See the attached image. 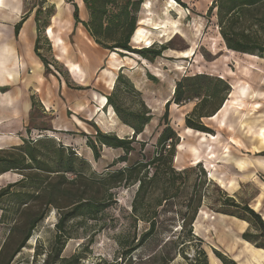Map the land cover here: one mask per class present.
<instances>
[{
    "label": "rangeland",
    "instance_id": "obj_1",
    "mask_svg": "<svg viewBox=\"0 0 264 264\" xmlns=\"http://www.w3.org/2000/svg\"><path fill=\"white\" fill-rule=\"evenodd\" d=\"M12 1L6 0L8 7L13 8ZM19 1L23 10L16 24L26 14L31 12L29 15L34 17L39 7L43 9V14L40 16L41 29L38 34L41 37L39 53L49 63L51 66L49 69L53 74H46L45 69L42 72L35 66L28 67L29 60L34 61V58L31 59L25 54L20 39L13 36L12 43L15 48L18 47V56L14 54L10 30L4 23L0 64L6 62L9 65L14 60L18 62L19 77L22 72L18 86L8 87L7 92L9 95L20 92L19 100L23 98L22 102L20 101L19 112L14 116L10 114L9 119L4 120V124L0 125V158L10 155L8 153H16L14 149L23 144V138L36 140L47 132V135L53 137L57 143L72 148L78 157L86 161L83 171L87 175L114 172L130 167L138 161L148 162L157 150V141L163 131L161 119L165 114V105L172 98L175 85L182 76L204 73L222 77L230 83L239 82V87L236 88L224 117L225 119L230 115V127L233 132H229L223 125L218 138L213 135L215 139L211 140L208 136L189 131L185 127L184 119L191 113L193 104L197 103L198 99L182 106L174 104L170 106L169 123L180 138L174 166L176 171L188 169L186 175H183L177 183L179 196L172 201L182 205L195 193L193 187L198 184L196 190L202 193L204 201L195 221L197 226H194V233L198 238L203 239L207 255L209 258L211 255L215 257L214 251L218 250L230 259L237 255L247 258L248 254H244V240L237 233L238 223L232 218H224L216 211L220 208V200L227 196L233 197L237 202H248L250 206L259 196L261 203L264 199V181L260 172L262 171L264 175V165H260L259 160L256 159L260 152L257 154L244 151V148L250 145L255 147L259 142L264 143V127L262 134L259 136L257 134L259 128L264 126V61L246 55H237L225 47L219 32L216 12L212 17L207 16L208 8L215 0H180L182 4L177 1L173 3L168 0H148V3L143 5L138 15L140 22L132 47L140 50L152 44H156L158 48L164 44L178 51L175 56H172L174 54L170 51L165 52L166 56L153 63L144 61L136 55L122 57L116 52L109 54V51L96 45L82 25L75 28L72 16L74 8L66 0ZM74 2L82 3V0H74ZM0 9L4 12V17L7 12L13 14L10 8ZM46 23L50 25L47 29ZM22 41L26 43L23 38ZM19 62L22 71L19 70ZM237 64L241 66L240 69L237 68ZM122 69L123 71L120 72ZM146 72H150L155 79L148 77ZM121 73L134 82L140 93L125 92L121 94L120 99L129 108L139 107L144 101L154 118L147 125L145 133L134 142L135 150L128 157L127 163L120 159L125 155L123 150L107 147H103L101 158L96 162L92 150L87 147L85 137V134L96 135L93 126L121 138L131 140L133 136L132 130L119 118L117 119L104 104L106 101L104 96L112 93L113 82ZM53 75L65 84L66 81L70 84V87L66 84L63 96L57 95L53 85L55 82ZM36 79L42 83L41 86L36 83ZM31 100L37 103L34 110ZM47 101L58 102L59 107L50 110ZM83 102L92 112L95 111L96 118L92 119V112H89L87 116L81 117L80 121L75 119L76 124L80 126L78 127L74 124V117L78 105ZM82 109L84 110V107ZM243 121L245 125L241 127ZM206 123L210 125L209 122ZM57 128L59 131L56 130ZM27 129L31 130V134L27 133ZM41 129L50 131L41 132ZM229 133L233 134L229 135ZM228 141L230 143L233 141L237 146L232 148ZM180 145L182 151H179ZM3 176L5 179L0 180V191L8 185H15L11 189L12 193L28 192V188L24 187L25 184H18L23 178L20 173L9 172ZM56 177L53 174L48 181L57 184L59 180ZM74 178L73 174L66 177L68 181ZM209 182H212L210 186L207 185ZM65 187L64 192L56 194L57 204L61 207L77 200V187L72 184ZM85 189L86 196L96 195L95 191ZM85 189L82 187L81 192ZM136 190L137 186L132 188L121 186L113 192L98 194L101 200L107 199L108 208L104 210L98 221L83 219L71 221L68 228L72 239L68 242L63 255L70 257L88 244L89 259L98 257L114 259L121 250L116 241L120 235L128 232L132 223L131 204ZM155 196L161 197V193L157 191ZM12 198L13 201L0 204V248L11 230L14 234L11 242L16 245L27 233L29 222L39 218L41 214L48 213L37 226L33 237L16 258L15 263L43 264V256L33 261L36 247L46 251L53 245L57 233L55 225L59 220L60 211L65 208H56L55 205L46 208L47 199L43 198L38 202L31 201L29 206L31 210H21L16 203L17 197ZM171 216L172 214H168V217ZM179 225L174 226L173 233L166 232L162 238L151 240L141 252L151 254L152 251L157 250L162 240L173 234H179L181 231ZM146 228V225L140 224L139 230L143 231ZM179 263L182 264L179 261L176 264Z\"/></svg>",
    "mask_w": 264,
    "mask_h": 264
},
{
    "label": "trees",
    "instance_id": "obj_2",
    "mask_svg": "<svg viewBox=\"0 0 264 264\" xmlns=\"http://www.w3.org/2000/svg\"><path fill=\"white\" fill-rule=\"evenodd\" d=\"M66 1L74 8L72 16L75 28L82 25L94 43L105 51L116 52L122 57L136 55L144 61L153 63L161 59L165 52L174 50L164 44L160 48L152 44L140 50L132 47L140 22L138 15L146 0H82L88 12V21L81 19L79 6L74 0ZM172 1L182 4L180 0ZM214 12H216L219 32L229 51L237 55L257 56L264 61V0H215L208 8L207 16L212 17ZM30 13L22 17L14 27L15 38H18L26 21L31 17ZM42 14L43 9L39 7L34 15L37 25L34 53L43 64L45 73L53 74L47 60L39 53L41 37L38 34L41 29ZM48 26L49 23H46L45 28L47 29ZM122 71L123 69L120 72ZM147 76L153 78L150 72H147ZM68 86L70 87V84ZM8 90L9 88H0L2 93ZM125 92L140 93L134 82L121 73L116 78L112 93L105 96L106 105L133 131L132 139L105 133L93 126L96 135L85 134V137L87 147L92 150L96 162L101 158L103 147H107L123 150L125 155L120 159L127 163L128 157L135 150L134 142L145 133L147 125L154 118L144 101L139 107L129 108L120 99L121 94ZM231 92V83L218 76L204 73L182 76L175 85L172 98L165 105V114L161 119V126L164 127L153 156L148 162L138 161L130 167L106 174H85L83 168L86 161L78 157L72 148L57 143L53 137L47 135V132L36 140L23 138V144L14 149L16 153H8L10 155L0 158V177L9 172L20 173L23 178L18 184H25L24 187L28 188V192L14 194L11 189L15 185H8L0 191V204L11 202L12 197L16 196V203L21 210H31L29 208L31 201L38 202L43 198L47 199L46 208L54 205L56 208H65L60 211L59 220L55 225L57 233L53 245L46 251L36 247L33 261L43 256V264H176L178 261L182 264H210L203 239L198 238L194 233L195 221L204 201L202 193L196 190L198 184L193 187L195 193L182 205L172 201L179 196L177 183L183 175H186L188 169L176 171L174 166L180 138L169 123V108L172 104L182 106L198 99L191 113L184 119L185 127L206 135H216V131L207 127L203 120L216 116L226 104ZM31 101L34 110L37 103ZM43 131L50 130L41 129V132ZM27 133L31 134V130L27 129ZM260 156L264 157V152H261ZM27 172L30 174H26ZM53 174L59 180L57 184L48 181ZM69 174L75 176L72 181L66 179ZM262 178L264 181V175ZM211 183L207 185L210 186ZM69 184L77 187V200L61 207L57 204L56 194L64 192L65 186ZM121 186L127 188L137 186V190L131 204L132 223L128 232L120 235L116 241L121 249L117 256L114 259L98 257L91 260L87 255L89 250L87 244L72 256L65 257L64 251L72 239L68 228L71 221L75 219L98 221L109 203L107 199L101 200L97 195L102 192H113ZM82 187L95 191L96 195L86 196L87 190L81 192ZM157 191L161 193V197L155 196ZM219 207L217 213L248 222L250 226L241 238L256 249L264 250V219L248 202H237L233 197L227 196L220 200ZM168 214L172 216L168 217ZM47 215L48 213H44L39 218L31 220L27 233L16 245L11 242L14 238L11 230L0 248V264L17 262L16 258L27 247L37 226ZM140 224L146 225L147 228L140 231ZM175 225L180 227L179 234H173L162 240L159 248L151 254L141 252L151 240L162 238L166 232L173 233ZM190 250L192 252H189ZM214 255L222 264H239L218 250L214 251Z\"/></svg>",
    "mask_w": 264,
    "mask_h": 264
},
{
    "label": "crops",
    "instance_id": "obj_3",
    "mask_svg": "<svg viewBox=\"0 0 264 264\" xmlns=\"http://www.w3.org/2000/svg\"><path fill=\"white\" fill-rule=\"evenodd\" d=\"M75 3L79 6L81 19L84 20V21H88V12H87V9L85 7V4H83V1H82V3H80V2L79 3L75 2ZM12 6H13V8L8 7V4L6 3V0H0V8H2V9L10 8L11 9L10 11L13 12V14L7 12L6 16L4 17V15H3L4 12L0 9V46L1 45L3 46V42H4V39H3V36H2L4 23L7 24L8 27H9L11 44L13 46L11 37L14 36V27L16 26L14 24H16V21H17L18 17H20V14H21L23 9H22V3H20L19 0H13L12 1ZM20 34H21V36H20ZM20 34L18 36V39H20V42H21L20 45H22L25 54H28L29 57H31V59L34 58V61L29 60L27 66L30 67V68L32 66H35V67H37V69H41L42 72H43V70H44L43 64L41 63L40 59L36 56V53H34V47H35V43H36V40H37V25H36V22L34 21V17H30L26 21V23L23 26ZM22 38L26 41V43H24L22 41ZM2 46H1L0 49L3 48ZM13 50H14V54H16V56H18L17 55L18 47L15 48L13 46ZM9 51H11V49ZM169 51L172 54H174L172 56H175V54H177V52H178V51L176 52L175 50H169ZM32 52L35 54V56H34V54H32ZM109 54H111V53L109 52ZM165 54L166 53H164V55ZM19 60H20V58H19ZM19 66H20L19 70L22 71L20 62H19ZM42 72L39 75L40 77H41ZM21 73H20V77H19L18 62L16 63V61L14 62V60H13V61L10 62L9 65L6 62H2L0 64V88L3 89V88H8V87L18 86V83H19V81H21V77H22ZM146 75H147V72H146ZM228 78L232 79L230 76H228ZM54 79H55V82H54L53 85H55V89L57 90V95L58 94H62V96H63L64 92H65V89H66V84L60 78H58L57 76H54ZM222 79H224V78H222ZM35 81H36V83H38L41 86L42 83H39V81H37V79ZM113 83L114 84L111 87L112 88L111 91L114 89V86H115V82H113ZM231 85H232V89L234 90V92H231V94H230L231 98H229L226 101V103H227L226 107L224 105V107L220 110V112L215 117H212L211 119L203 120L204 124L207 127L212 128V129H214L216 131V138L219 137V135H220L219 133H220V130L223 129L222 128L223 125H224V127H226L227 130H229V132L232 131L231 127H230L231 126L230 115L228 117H226L225 119H224V117L226 115V110L228 109V104L231 102V99L233 97V94L235 93L236 88L239 87V82L231 83ZM15 91H17V90H15ZM54 91L55 90H53V93H54ZM19 94H20V92H16L15 95L11 94L12 95L11 96V95H9V92H3V93L1 92L0 93V125L4 124L3 123L4 120L6 121L7 119H9V115L10 114L14 116L16 113L19 112V109L21 107L22 98H23L22 97L19 100V96H20ZM104 99H106L105 96H104ZM47 102H48V104L50 106V110L51 109L54 110L57 107H59L58 102H55V101H52V102L47 101ZM23 104H24V102H23ZM105 104H107V99H106V103ZM195 104H196V102L193 104V108H194ZM31 105H32V101H31ZM31 105H30V107H31ZM83 107H84V110L82 109ZM87 107H88L87 104L84 103V102L81 103L80 105H78L77 113H76V116L74 117V122H75V119H78L80 121L81 117L83 118L84 116H87L89 114V112H92L91 109H89ZM193 108H192V110H193ZM109 109L112 112V114L115 115L113 110L111 108H109ZM94 112L95 111H93L91 113L92 119L96 118V115L94 114ZM116 117H117V115H116ZM117 119H118V117H117ZM206 122H209L210 125H208ZM74 124H76V122ZM214 125H215V127H214ZM244 125H245V121H243L241 127H243ZM77 126L80 127L79 125H77ZM262 127H264V126H261L259 128V131L257 133L258 136L262 134V129H263ZM56 130L59 131V128H57ZM60 131H62V130L60 129ZM231 134H233V133H229V135H231ZM208 136H210V135H208ZM228 139H230V137H228ZM259 139L261 140V136H260ZM228 143H229V145L231 144L232 148L237 146L235 143H233V141H231V143H230V141H228ZM260 143L261 142H259L258 145H256L255 147H252L250 145L248 148H244V151L246 153H257V154H259V152L260 153L264 152V143H262V144H260ZM256 159L259 160V164L260 165H264V157L260 156V157H256ZM260 172H261V175H263L262 171H260ZM260 197L261 196H259L257 199H254L251 207L257 213H259L264 219V199L262 200V203H261ZM257 206L259 208H256ZM224 218H229V217H225L224 216ZM230 218H232V217H230ZM232 219L235 220L238 223L237 224V226H238L237 233H238L239 237H241L242 234H244L246 232V230H248L250 225H249L248 222H242V221H239V220H237L235 218H232ZM241 239L243 240V238H241ZM243 242H244V246H245L244 254L245 253L248 254V257L250 259L248 257L244 258L243 255H242V258L240 257V255H237L233 259L236 260L239 264H264V250L256 249L252 244H250L247 241H243Z\"/></svg>",
    "mask_w": 264,
    "mask_h": 264
},
{
    "label": "bare ground",
    "instance_id": "obj_4",
    "mask_svg": "<svg viewBox=\"0 0 264 264\" xmlns=\"http://www.w3.org/2000/svg\"><path fill=\"white\" fill-rule=\"evenodd\" d=\"M169 2H173L174 3V1H172V0H168ZM146 3L144 4V6L148 3V0H146L145 1ZM61 19H63V18H61ZM62 29V28H61ZM60 29V30H61ZM57 30H59V29H57ZM56 30V31H57ZM52 31V29L50 28V32ZM54 35V34H53ZM52 35V36H53ZM60 37V36H59ZM56 38V37H55ZM58 39V38H57ZM56 41V40H55ZM57 41H59V40H57ZM56 47V46H55ZM65 47V46H64ZM63 52V51H62ZM233 53V52H232ZM63 55V54H62ZM246 56H249V55H246ZM251 58H253V59H259L257 56L256 57H254V56H250ZM69 60V59H68ZM235 63V62H234ZM75 67V66H74ZM237 68L238 69H240L241 68V66L239 65V64H237ZM245 69L247 70V68L245 67ZM81 72V71H80ZM106 102V101H105ZM105 102H104V104H105ZM103 104V105H104ZM227 104V103H226ZM226 104H225V107H226ZM107 107H108V105H106ZM105 106V107H106ZM225 110V109H224ZM106 114V113H105ZM215 117V116H214ZM107 126V125H106ZM189 131H193V130H191V129H188ZM194 132H196V133H198V134H200V135H205V134H203V133H201V132H198V131H194ZM205 136H208V135H205ZM211 140L212 139H215V137L214 136H208ZM180 147H181V149L179 150V151H182L183 150V148H182V145H180ZM176 160V159H175ZM5 176H2V177H0V180H3V179H5L4 178ZM256 208H259L258 206L256 207ZM227 216V215H226ZM195 225L197 226V224H196V222H195ZM197 228V227H196ZM210 264H222L221 263V261L215 256H213V255H211V257H210Z\"/></svg>",
    "mask_w": 264,
    "mask_h": 264
}]
</instances>
